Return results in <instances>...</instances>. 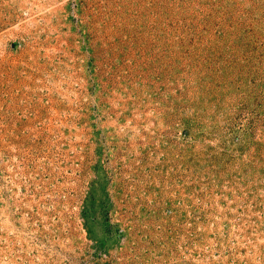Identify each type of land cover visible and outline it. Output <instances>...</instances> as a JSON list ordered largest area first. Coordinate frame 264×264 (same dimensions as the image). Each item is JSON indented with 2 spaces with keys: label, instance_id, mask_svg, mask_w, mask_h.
<instances>
[{
  "label": "rangeland",
  "instance_id": "374dc122",
  "mask_svg": "<svg viewBox=\"0 0 264 264\" xmlns=\"http://www.w3.org/2000/svg\"><path fill=\"white\" fill-rule=\"evenodd\" d=\"M0 264H264V0H0Z\"/></svg>",
  "mask_w": 264,
  "mask_h": 264
}]
</instances>
